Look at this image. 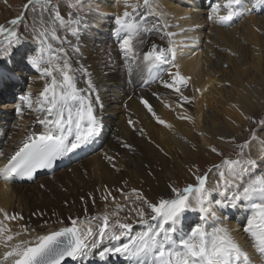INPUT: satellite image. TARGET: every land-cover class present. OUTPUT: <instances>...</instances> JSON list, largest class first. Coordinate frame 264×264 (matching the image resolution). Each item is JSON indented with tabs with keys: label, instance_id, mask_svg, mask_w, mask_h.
Here are the masks:
<instances>
[{
	"label": "snow or ice",
	"instance_id": "obj_1",
	"mask_svg": "<svg viewBox=\"0 0 264 264\" xmlns=\"http://www.w3.org/2000/svg\"><path fill=\"white\" fill-rule=\"evenodd\" d=\"M123 5L122 14L113 18L111 34L129 77L134 71H146L177 97V107L182 109L195 100V96L185 95V90L203 96L207 87H193V77L183 74L177 62L179 49L173 37L186 30L168 31L179 25L168 22V13L157 0H123ZM262 6L264 0H211L207 20L221 27H231ZM37 7L40 27L33 29L35 47H29L17 31L23 15L9 21L11 27L0 25V36L7 42L0 59L11 62L18 56L44 82L38 95L27 91L18 97L20 103L15 111L19 118L23 119L28 112L34 114L35 119L14 154L0 165V181L5 188L17 180L35 181L37 173L51 171L58 161L92 146L104 126L99 84L82 63L83 41L90 29L88 15H80L79 6L73 11L71 5L69 12L62 15L58 0H28L23 6L24 12L33 13L37 12ZM61 28L66 33L64 36L58 35ZM152 35L166 40V46L154 41L148 43ZM56 40L60 41L59 47H53L52 42ZM104 51L105 67L111 68V50ZM151 82L153 80H145L144 84ZM152 95L160 99L159 93ZM139 99L158 124L173 127L157 114L148 99L143 96ZM166 106L171 108V105ZM232 107L256 127L246 129L249 136L240 142L236 136L217 137L221 143L234 145V155H226L217 146L208 145L206 150L219 157V162L202 174L198 165L187 168L192 182L183 187L169 183L167 195L150 199L140 189L119 188L116 191L123 198L121 201L105 185L100 197L105 202L102 212L89 215L88 201L82 196L83 217L69 215L62 219L57 216L52 221L57 227L43 233L27 224L19 225L14 231L11 222L25 217L0 208V264H116L117 261L127 264H253L249 252L225 225L224 217L216 213L242 211L245 214L243 231L256 252L264 256V171H259L260 165L252 158L253 143L264 145V140L257 135V130L264 131V116L257 119L245 115L237 105ZM178 118L195 122V118L187 114ZM128 124L136 127L131 119ZM137 130L146 135L142 128ZM122 146L133 149L128 143ZM4 156L0 151V158ZM104 158L119 171L115 156L105 153ZM210 175L215 177L211 184ZM87 197L96 204L92 193ZM37 215L45 213H33ZM47 225L46 220L39 227Z\"/></svg>",
	"mask_w": 264,
	"mask_h": 264
},
{
	"label": "bare ground",
	"instance_id": "obj_2",
	"mask_svg": "<svg viewBox=\"0 0 264 264\" xmlns=\"http://www.w3.org/2000/svg\"><path fill=\"white\" fill-rule=\"evenodd\" d=\"M92 1L94 0H89L88 5H85L86 7H81L80 5V8H83L85 11L83 13L80 12L79 14H87L90 20V29L88 34L84 37L82 46V63L88 67L91 73H93L94 78L99 84V92L101 97L100 102L103 104V111L101 112V115L103 117L104 126L100 137L92 146L88 148H92L94 146L96 148L99 147L100 149L103 146V153L100 156L94 155L88 159L81 160L83 152L88 149L85 148L80 150L78 154H74L70 158L65 159V162L71 165L66 168L67 170L59 169L56 172H53L51 175L43 177H41L42 174H39L37 175L35 181L10 183L7 188H5L4 183L0 181V208L5 209L10 214L19 213L25 217V219L22 221L11 222L14 231L18 230L19 225L22 224L30 225L39 231L44 229V227H39V225H43L47 220L49 226L57 216L62 219L69 215L74 217H83L84 210L82 201L80 199L82 196L88 201L89 215L102 212L104 210L105 202L101 200L100 197L105 185L113 190L112 194L116 196L118 200L122 201L123 198L116 191V189L124 188L125 191H128L132 188H136L141 190V185L139 183L137 186V181L146 177L147 163L149 161H155L148 168L149 170L154 171L157 170V168H160V166L157 165L159 161H161L163 165L165 160L164 157L168 158L171 155L173 156V154H179L180 157L184 156L185 159L190 158V161L195 156H197L193 155L195 154V149H193V147L191 149L189 146L190 144L193 145L196 143L197 132H203L204 134H207L210 139H217L218 136L226 137L228 134H231L232 136V133H235L241 129L237 127L236 122L239 120L242 122L241 119L238 118L239 115L237 113H228V115L233 117L234 120H229L230 122H226L221 120L218 115L219 113L209 112V110H205V108L200 104H198L197 107H194V103L190 105L185 104L183 109L177 107L179 108L181 114L193 116L195 118L194 123L175 118L174 114L176 116V112L168 110L166 106H173L174 101H177V97L171 93L170 90L163 88L158 82H155L153 77H150L146 71H140L139 73L134 71L132 76L129 77L122 66L120 53L117 50L116 43L114 42L111 34L114 17L110 12L116 11L118 15L122 14L124 11V5L122 4L123 0H120V2H117V0L116 5L109 4L108 0H100L97 3H93ZM197 1H199L201 4L205 3L208 5L207 8H209V4L211 3V0ZM184 2L190 3V0H157V3L160 5V7L165 8L167 13L170 11V13H175L177 16L184 14L188 15L189 12L180 6V3L182 4ZM202 8L204 7L202 6ZM67 9V6L60 4V11L62 15L65 14ZM196 9V12L192 13V11H195V9L191 11L190 15L192 17L189 19V21H186L187 23L184 24L185 28L190 25L192 27L194 25L205 24L207 17H205V14L208 13L209 9L207 11L204 9ZM31 13L33 16L27 14L28 21L25 20L26 22H24L22 26V31L23 33H26L27 36L25 41L29 47L34 45L37 46V41L29 39L31 37V33L34 32L33 29L39 30L40 27L39 8L37 9L36 13ZM252 13H254V15L246 17L249 19H245V21H255L258 26L257 29H259L261 33H257V30L254 31L253 29L255 28L251 29L252 27L250 28L247 25V22H245L246 24H243L242 28H240L235 25L236 21L231 27H227L228 29L213 30L214 37L218 36L219 34L220 41L228 44L232 49H234L237 54H239V58H232L230 55H224L221 52L215 51L216 60L211 61L210 58L206 59L209 61L211 66V69L207 70L201 67L205 60V57L202 55L203 53H195L192 56L187 57H183V54L178 53V62L180 61L181 70L193 77V87L203 88L205 86L207 87L208 85H210L208 87H212L214 83L216 85V82L212 83V70H215V72L217 71L221 75L222 82L228 81L230 84L237 86V103L242 111L244 110L245 114L247 115H249L250 112L253 114L255 110L259 108L264 110L263 58L255 57L256 53H258L255 49L258 50L259 46L261 47L262 51L259 54L263 56L262 53L264 52V6L254 9ZM44 18H47V13L44 14ZM170 19L168 22L173 24ZM177 28L178 27L174 29ZM237 30H239L241 35L244 36L242 38H245V40L250 43L251 48L249 45V47H247L246 45L242 44L243 42L241 43L237 39ZM194 31L196 32V30ZM61 32L65 34L63 28L60 29L58 35L64 36L61 34ZM211 37L212 39L214 38L210 33V38ZM178 40L179 39L176 40V46L179 49V43H177ZM153 41L161 46H166L167 44L166 40H161L157 35L150 36L147 42L151 43ZM52 43L53 47H59L60 45L59 40L53 41ZM253 45L255 46V49L253 48L254 50H252ZM184 47L192 50L191 47L183 45V48ZM210 47L213 49L212 46ZM106 48L111 50V58L113 60L111 68L105 67V60L107 57L104 49ZM179 51L181 50L179 49ZM221 59L223 60L222 63H220ZM224 62L231 63L232 69H224L222 67ZM244 66H248L249 69L251 68L252 70L256 71L259 76L261 75V79L256 80V74H251V72L248 70H244ZM0 67L5 72L16 73L19 79L18 82L20 84L26 85L27 83H30L34 96L38 95L42 90L44 84L43 80L39 78L38 74L35 75V73H30L31 75H27V73L24 74L23 63L20 61L18 56L15 59H12L11 62L0 59ZM1 72L2 71H0V78L3 80ZM8 73L6 74L8 75ZM232 77L234 79H232ZM165 78L167 79V77ZM217 78H219L218 75L216 79ZM145 80H153V82H151L150 85H147L144 84ZM81 86H83L82 81ZM214 88L215 86L213 89ZM10 91H15V89H7L0 82V96H4L0 97L2 99L1 102L3 105L1 107L3 109H8V111H5L4 117L6 122L3 124V127L6 124H9L8 129L10 130L8 134L6 131L3 132L4 134L0 138V151L5 153L4 158H0V165H2V161L8 156L10 152L17 150L26 132L31 126H33L35 119L34 114L28 112L25 113L23 119L19 118L15 111L16 106L4 101L5 98L11 99L12 96L9 93ZM153 92L159 93L160 99L156 97L155 102L151 100L150 103L152 102L154 105L153 108L157 114L173 126L171 129L158 124L140 102L139 98L141 96L147 99V95ZM189 92H191V90H189ZM214 92L223 96V92L221 90H215ZM185 95H188L187 90H185ZM200 96L201 95L199 94L198 97L200 98ZM129 97H131V99H129ZM202 98L205 100V97ZM207 98L208 102H210L212 99L206 96V100ZM172 110H174V108H172ZM177 110L178 109L175 111ZM9 117L12 119L10 122ZM129 119L136 122L135 128L128 124ZM233 121L236 122L233 124ZM222 123L224 125L226 123L225 128L223 125H221ZM141 128L144 130L146 135H141L137 130ZM261 132H263L262 135L264 139V131ZM5 139L8 141L6 142ZM210 139L206 138L205 140L211 144L212 141ZM122 143L131 144L133 149L129 150L124 148ZM157 145L163 149L164 153L160 150L161 148L159 149V147H157ZM164 150H167V152ZM254 152L256 153V151ZM105 153L115 156L117 167L120 166L123 170L116 171L113 169L107 160H105ZM165 153H167V155H165ZM62 162L63 161H60L59 164ZM163 167L164 169H168V163L162 166V168ZM213 178L214 176H209L210 184L213 181ZM125 182H127V185H125ZM138 182L141 181L139 180ZM99 183L102 187H100ZM41 184L44 185L43 188L41 187ZM98 189L99 191H97ZM88 193H92L96 197L95 205H93L91 200L88 199ZM66 201L68 202L67 206L64 205ZM34 212H43L45 215L33 216ZM53 213L56 215L54 216ZM216 214H218V212ZM224 223L226 222L224 221ZM227 225L228 223H226V226ZM55 227L57 226L53 225L52 227H48V229L50 230V228ZM45 230L43 231L45 232ZM240 243L249 252L251 258L253 255H256L251 254L253 249L252 246H249L248 241H240ZM258 257H256V259L252 258L253 264H260L261 260H259V258L263 257ZM118 262L119 261H117L116 264ZM123 262L127 264V262Z\"/></svg>",
	"mask_w": 264,
	"mask_h": 264
},
{
	"label": "rangeland",
	"instance_id": "obj_3",
	"mask_svg": "<svg viewBox=\"0 0 264 264\" xmlns=\"http://www.w3.org/2000/svg\"><path fill=\"white\" fill-rule=\"evenodd\" d=\"M88 1L89 0H58V2L60 4H64L65 6H67L68 9H69V5H71L73 11L76 10V7L77 6L80 7V5H81V7L82 6L86 7L88 5ZM99 1L100 0H98V1H95L94 0L92 2L93 3L94 2L97 3ZM108 1H109L108 2L109 4L116 5V1L117 0H108ZM196 1L197 0H190V3H188V2L187 3L184 2L182 4L180 3V6H182L183 8H185L189 12L188 15L187 14L186 15L184 14V15L177 16V14L172 13V12L170 13V11H169V13H168V15L166 17L167 20H169L170 18H172V19H170V21L173 23V25H179V27L177 29H174L176 27H171V28L168 29V31L175 32V33H181V29H185L186 30V31H184L182 33L185 36L182 35V34L181 35L178 34L175 37H173V39L175 41L177 39L180 40V41L178 40V42H177V43H179V49L181 50L178 53L179 54H183V57L192 56L195 53H200V54L203 53L202 55H203V57H205V60H204V63H202L201 67L203 69L205 68L207 70H210L211 69L210 68L211 66H210L209 61H207L206 59L207 58H210L211 61L212 60H216V58H215V56H216L215 51L221 52L224 55H230L232 58H239V54H237V52L234 49H232L228 44L223 43L222 41H220L219 34H218V36H215L214 37L213 30L228 29V28L227 27H221L219 25L212 24L210 21H208L207 20V17H206L208 15V13L205 14L206 21H205V24L204 25L203 24H201V25H194L195 27L192 26L194 28H192L191 25H190V26H187L185 28L184 24L187 23L186 21H189V19L192 17L190 14H191V11L193 9H195V11H192V13L193 12H196V10H197L196 8H198V9H204L206 11L209 9V8H207L208 5H206L205 3L201 4L199 1H197V2ZM27 2H28V0H19V1H17V0H0V25H4L5 27H11V25L9 24V21H11L13 18H16V17H19V16L23 15L24 16V19L17 26V31H18V33L21 36L24 37L25 40H26V37L27 36H26V33H23L22 26H23L24 22L28 21L27 14L30 15V16H33L30 11L24 12L23 6ZM117 2H120V0H118ZM202 6L204 8H202ZM37 9H38V7H37ZM68 9L65 11V13H67V11L69 12ZM163 9L165 10V8H163ZM182 10H184V9H182ZM84 11L85 10L83 8H80L79 13L80 12L83 13ZM110 13H111V15L113 17H115L116 15H118V13L116 11H111ZM252 15H254V13H251L250 15L245 16L242 20H237L235 25H237L238 27L242 28L243 24H246L245 22H247V25L250 28L252 27L251 29L255 28V29H253L254 31L257 30L256 31L257 33H261V31L257 29L258 26H257V24H256L255 21L254 22H252V21H245V19H249V18H246V17L252 16ZM182 17H190V18L189 19H182ZM197 26H199V27H197ZM194 30H196V32ZM210 33H211V35L215 39L214 38L212 39V37L210 38ZM61 34L65 35L66 33L64 34V33L61 32ZM193 35L196 37V39H195V37ZM34 36H35V33L32 32L31 33V37H30L29 40H35L34 39ZM242 37H244V36L241 35V33H240L239 30H237V39L241 43L243 42L242 44H244L247 47H249L250 46V43L247 40H245V38H242ZM209 41H211V43H208ZM31 45H34V44H31ZM183 45L188 46V47H191L192 50H189L186 47L183 48ZM6 46H7V42L5 41V39H4L3 36H0V52H2L6 48ZM210 46H212L213 49H211ZM30 47H35V45L34 46H30ZM250 48H251V46H250ZM253 48L255 49V46L254 45L252 47V50H254ZM255 50L258 52V53H256L255 57L256 58H261V57L263 58L262 59V66H263V69H264V52L262 53L263 56L259 54V53L262 52L260 46H259L258 50L257 49H255ZM259 50H260V52H259ZM220 61H221L220 63L223 62L222 59ZM177 62H178V58H177ZM178 63L180 64V61ZM223 64L224 65H222V67L224 69H229V70L232 69L231 63L224 62ZM225 65H227V67H225ZM23 68H24L23 69L24 74L27 73V75H29L30 73H33V74L35 73V75H37V73L35 72V70L30 69L29 67L25 66L24 64H23ZM243 68H244V70H248L249 72H251V74H256V76H257L256 77V80H260L261 79V77H260L261 75L259 76V74L256 71L252 70L251 68L249 69L248 66H244ZM0 71H2L1 74H2V78H3V80L0 78L1 84L3 86H5L7 89H10V88L11 89L12 88L15 89V91H10L9 92L10 95L12 96L11 99L5 98L4 101H7L9 104H12L13 106H16L18 103H20V101L18 100V97L20 95L26 93L27 91H32L33 90L32 89V86H30V83H27L26 85L20 84L18 82L19 79H18L16 73H8V72H5L4 70H2L1 67H0ZM181 72L183 74H185V75H188L187 73L183 72L182 70H181ZM6 73H8V75ZM213 73H214V75H213ZM263 73H264V70H263ZM216 74L219 76V78H217L219 80L216 79V77H217ZM5 78H6V81H5ZM213 78H215V79H213ZM232 79H234V78L232 77ZM212 80H213L212 83L216 82V85H215V83L212 85V87H208V86H210V85H208L207 86L208 87L207 88V91L204 93L203 96H200V98L198 97L199 93H194L192 91L189 92V90H187L189 96L190 95L191 96H195V100L193 102L194 103V107H197L198 104H200L202 107L205 108V110H209V112L219 113L218 115L221 118V120L222 121H226V122H228L229 120H234L233 117H231V116L228 115V113H232V114L234 112H235L234 114L237 113L239 115L238 118H240L242 122H240V120L238 122H236V121L235 122L237 123V125H239V129L240 128L241 129L239 131L235 132V133H232L233 134L232 136H236L237 137V142H240L243 139H246L249 136V132L246 131V129L255 128L256 125H253L250 121L244 120L243 117L240 116V113L236 110V108L232 107L233 105H237L239 107V105L237 103V100H236L237 99V97H236L237 96V90H236V87L237 86H234V85L230 84V82H228V81H223L222 82L221 81V75H220V73H218L217 71L215 72V70H212ZM192 86H194L193 81H192ZM214 86H215V88L217 86L216 89L214 88L215 90H221L223 92V96L222 95H218L217 93L214 92L215 91L213 89ZM235 91H236V93H235ZM206 96L209 97V98H212L210 100V102H208V98L206 100ZM0 97H4V96H0ZM202 97H205V100H203ZM147 99H149V102L151 100H153L155 102L156 97L153 96L152 93H149L147 95ZM213 99L216 100V101H214ZM1 100L2 99L0 98V129L3 127V124L6 122V119L4 117L5 116V111H8L7 108H5L6 109L5 110V109H3L1 107V106H3ZM175 103H176V101H174V105H175ZM151 104H152V102H151ZM174 105L173 106L171 105V108L167 107V109L170 110V111H172V112H176V116L174 114V117L175 118H178V116L181 114V112H180L179 108H177V104L175 106ZM152 106L154 107L153 104H152ZM172 108H174V110H172ZM10 109H12V108H10ZM176 109H178L179 111L178 110L175 111ZM240 110H242V109L240 108ZM243 112H244V110H243ZM254 113L252 114L250 112L249 115L250 116H253V117L257 118V119H259L262 116H264V110H262L260 108L257 109V110H255ZM245 115H247V114H245ZM11 120L12 119H10V117H9V122ZM8 125L9 124H6L0 130V138L3 136V134H4L3 132L6 131L7 134L10 132V130L8 129ZM221 125H223L224 128L226 127L225 126L226 123H225V125L223 123ZM199 133H201V132H197L196 133L197 139H196L195 145L197 147L195 148V154H193V155H197V156H195L190 161H189L190 158L189 159L186 158L188 160L187 161L184 156L183 157H180L179 154H176V155L173 154V156L171 155L168 158L164 157L165 160H164L163 165H162V162L159 161L157 165L160 166V168H157V170H155V171L148 169L151 166V164L154 163L155 161H151V162L149 161L147 163L149 166L147 165V175H146V177L143 178L142 180L139 179L141 182H138L139 180L137 181V186L140 183L141 190L145 193L146 196H148L150 199H155L158 196L167 195L168 194L167 185L169 183H175V185L177 187H183L187 183H191L192 180L187 175L186 169L192 167L193 165H198L199 168H200V173L202 174L212 164L218 163L219 160H220V158L217 157L215 154H212L211 152H209V151L206 150L208 145H215V146H217L226 155H229V154L234 155L236 149H235V147H234L233 144H231V143H221L218 139H210L207 136V134H205L204 136H201V135H199ZM262 134H263V132H261L260 130H257L258 137H260L261 140H264ZM226 137H231V134H228ZM206 138L207 139H210L212 141L211 144H209L207 142V140H205ZM5 141L7 142L8 140L5 139ZM189 146L192 149V145L190 144ZM102 148H103V146L100 149H99V147L96 148V147L93 146L92 148L86 149L83 152V155L81 157V160L82 159H88V158H90V157H92L94 155H97V156L102 155V153H103ZM160 148L161 147H159V149ZM164 151L167 152V150H164ZM254 151H256V153ZM252 158L255 159L257 161V163L260 165L259 171H264V163H261V161H264V145H262L259 142H255L253 144V147H252ZM166 163H168L169 168L168 169H164V167L162 168V166L166 165ZM63 164L64 165L61 166L60 169L67 170L66 168L69 167V166H71V165H69L68 163H65V162ZM118 168H119L120 171L123 170L120 166H118ZM56 171H54V172H56ZM175 173H176V176H175ZM43 176H47V175H43ZM43 176H41V177H43ZM214 178H213V180H214ZM98 182H99V178H98ZM100 187H102L101 184H100ZM217 215L218 216L219 215H223L224 221L226 223H228V225H227V226H229L228 228H230V229L233 230V235L235 236V238H237V239L239 238L238 239L239 241H248L249 246H252L251 241L249 240L247 234L244 233V231H243V227H244V223H245V214L242 211H238L237 212L235 210H224L223 212H219L218 211V214ZM65 223H67V220L66 219H65ZM226 223H225V225H226ZM53 225H55V224L51 223L49 226L47 225V226L44 227V229H41L39 231L41 233H43L44 232L43 230H45V228H46L45 232L46 231H49L48 227H52ZM55 226H57V225H55ZM52 229H54V228H50V230H52ZM252 249H253V251H251V254L252 255L253 254H256L257 255V256L256 255L255 256L253 255L252 258L253 259H256V257H258V254H257V252H255L256 250L254 251V248L253 247H252ZM259 257H263V258H259ZM259 257H258L259 260H261L260 261V264H264V256L259 255ZM117 264H125V263L123 261H121V262L119 261Z\"/></svg>",
	"mask_w": 264,
	"mask_h": 264
}]
</instances>
